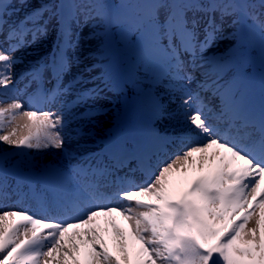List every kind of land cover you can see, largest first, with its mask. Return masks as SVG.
<instances>
[{
	"label": "snow or ice",
	"instance_id": "obj_1",
	"mask_svg": "<svg viewBox=\"0 0 264 264\" xmlns=\"http://www.w3.org/2000/svg\"><path fill=\"white\" fill-rule=\"evenodd\" d=\"M49 4L56 7L55 0H44V11L35 10L29 21L36 24L34 37L47 34L43 21ZM221 6L215 0L153 5L166 51L188 82L184 57L195 63L192 57L207 51L219 31L215 16L205 13L201 40V20L188 13ZM173 8L183 11L173 13ZM5 24L0 13V34ZM61 35L63 45L52 65L56 76L69 67L67 51L80 48L70 27ZM16 50L0 47V144L63 150L67 137L60 112L9 98L16 89ZM192 100L188 94L182 102L187 107ZM164 112L161 107L159 118ZM186 120L203 139L186 144L146 182L118 188L116 203L96 205L70 219L37 218L26 210L0 213V264H264V113L253 129L258 139L249 144L225 138L199 106Z\"/></svg>",
	"mask_w": 264,
	"mask_h": 264
},
{
	"label": "rangeland",
	"instance_id": "obj_2",
	"mask_svg": "<svg viewBox=\"0 0 264 264\" xmlns=\"http://www.w3.org/2000/svg\"><path fill=\"white\" fill-rule=\"evenodd\" d=\"M113 1L116 2V0H112V2ZM177 1L179 4L186 2V0ZM42 2H44V0H13L5 15L6 24L4 27L11 30L16 29L14 34L17 35L22 33L23 35V41L17 42L19 45L17 48L18 50L13 52L16 57V63H21L23 66L19 69L16 65L14 66L16 89L13 93H10L9 98L15 96V98L23 102L26 107L27 104L23 95L31 97L30 95L34 90V85L26 86V90L23 91H20L19 86L23 84L24 79L27 78L29 74L32 75V73L36 71L39 66L38 62H43L41 57L45 58V65L48 66L47 61L51 53L54 60L59 49L61 50L63 45L62 35L59 40L54 38L57 18L54 16L55 11H51L54 9L51 4H49L50 10L44 13L45 19L43 22L47 25L46 35L34 37L33 33L36 24L29 23V21L34 20V17H30V20L25 23L24 27L20 24V18L24 16L25 13L35 10ZM157 2L158 0H146L147 9L145 14L149 16L151 24H153V37L147 35L142 40L140 33L144 36V25L141 14L135 15V18L132 20L130 16L124 14L123 21L127 22L124 27L120 28L117 32L120 48L123 49V47L127 46L136 47V49L131 48L132 52L125 53L124 49L122 51L127 81V90H124L116 82L118 75L115 71L116 59L113 51L111 49L107 51L110 57L106 58L104 56L106 53H101L100 49L105 32V27L103 26L104 16L102 14V0H73L74 7L70 12V18L66 21V24L72 31L73 40L79 41L80 48L78 50H68L69 67L56 81V84H59V89H62V92L59 91L57 102L51 106L43 104L41 108L53 112L59 108L58 110L63 115L65 121L63 134L67 137L63 151L65 150L66 154L64 156L62 150L60 153L58 149L54 148L40 150L28 149L19 152L15 157H8L0 161L1 164L7 167L16 169L24 168L30 171L40 168L43 165L54 163L53 170L60 174L62 181L70 185L71 192L65 194L64 198L55 197L44 191L38 192L37 196H31L22 184L0 175V179L3 180V189L2 192H0V213L9 210H30L36 213L37 218L52 219H61L62 216L66 215H83L88 209L94 207L91 199L87 196L89 193L88 188L80 182L79 171L82 170L83 163L85 162L83 153L102 144L99 140L102 135L107 136L115 132L116 136H118L120 130L116 129L114 125L118 121V112L122 105L129 104L130 118L135 122L134 117L137 113H157L158 110H151L150 112L144 109L147 101H157L158 99L159 102L170 105L174 102L173 98L181 100L186 98L185 95L183 97L180 96L179 92L171 91L167 86L168 84L174 83L192 87L196 92L198 91L203 95L206 93L209 95L212 93L215 94L216 86L221 82L220 75L225 71L221 68L220 64L230 57L236 59L237 56L240 55V52L243 51L240 43L236 41V21L234 18L232 0H215L216 4L223 6L216 9L203 8L188 13L189 18L197 16L201 20L199 30V38L201 40L204 38L203 21L206 19L205 13L214 15L216 24L219 27V31L215 33V42L211 47H208L207 51H204L202 55L197 56L203 57L202 60L206 63V67H209L208 70L211 73H218L216 79L210 80L203 78L204 73L203 75L199 74L195 68L193 69L192 66H190L191 64L193 65V63L189 64V58L186 57V67L184 71L190 74L189 79L191 82L183 78V73L178 70L177 64L171 59L170 53L166 51L167 41L161 32L162 26L157 20L156 8L153 7ZM245 4L247 9L244 18L245 24L255 26L257 28L256 31L264 34V29H262V24H264V10L257 9L259 3L256 4L253 0H246ZM43 11L41 10V12ZM180 11L183 10L180 9ZM225 25L226 29L222 31V27ZM137 31L138 33H136ZM0 38L2 39L1 35ZM14 40L15 39H13V41ZM148 40L155 45L156 49L148 51L150 48L146 44ZM3 43L4 41H0V47H3ZM9 47L14 46L6 44L3 48L7 50ZM54 49L57 51L56 53ZM18 55H20V58H17ZM197 57H192V59L196 61ZM31 66L34 68H30ZM149 66L157 70L162 69L168 73H166L164 77L166 85L156 87L157 95L147 98L144 93L149 86L144 85L138 78L142 75L140 68ZM233 68L234 69L229 71L228 76L238 67L234 65ZM74 74L81 75L79 79L80 82L68 86L66 83L71 75ZM130 81L132 83H130ZM73 95H79L82 100L79 102L76 101L74 107L67 106L66 102H72ZM212 96L210 97L212 98ZM248 97L250 98V96ZM243 98L246 101L248 99L247 96ZM240 100L239 95L236 94L233 96L232 100L228 99L224 104H214L212 108L216 111L220 110L222 117H229L232 111L237 108L236 106L239 104ZM165 105L162 104L161 107L165 109ZM86 107L90 109L97 107L99 110L96 109L95 112L92 111L89 112V114H85L86 112H84V110ZM193 110H195V108H186L184 105V109L181 110V113L176 115L173 120H171L172 118H164L161 124L168 131H181L187 134V137L191 138L187 144L197 143L201 141V139L198 141L197 138L199 136L191 129L186 120V117L190 115ZM87 119H91L92 125ZM85 124L87 126H85ZM82 130L87 132L82 133ZM234 130L235 128H232L230 131L233 132ZM246 132L248 131H244V133ZM88 139L90 141L95 139V143H87ZM249 140V138L242 140V143L249 144ZM8 147V145L0 144V150L7 149ZM181 151L182 150H179V152ZM179 152H175L167 157L164 163L157 169L163 167ZM126 180L128 179L125 177V183L119 188L127 186L128 181ZM140 183L141 181H139V183L132 182V184ZM117 190L118 189L114 190L113 193ZM116 202L114 195L110 201H108V203L113 204ZM57 215H61V217ZM55 216L57 218H54Z\"/></svg>",
	"mask_w": 264,
	"mask_h": 264
},
{
	"label": "bare ground",
	"instance_id": "obj_3",
	"mask_svg": "<svg viewBox=\"0 0 264 264\" xmlns=\"http://www.w3.org/2000/svg\"><path fill=\"white\" fill-rule=\"evenodd\" d=\"M225 29H226V25L225 26H223L222 27V31H225ZM2 36H4V37H2V39L3 40H5L8 44H10L11 46L12 45H14V44H16V42H14V41H12V38H13V31H10V30H8V28H4V31H3V33H2ZM20 55H18L17 56V58L19 57ZM20 58V57H19ZM186 57H184V61L186 62ZM197 60H196V62L195 63H193V65L191 64L190 66H192V68L194 69H196L198 72H199V74H202L203 75V73H204V75H203V78H206V79H210V80H212V79H216V77H217V75H218V73H216V74H213V73H211L208 69H209V67H206L207 65H206V63H204L203 62V57L202 56H199V57H197L196 58ZM15 65L17 66V68L19 69L20 67H22L23 66V64H21V63H15ZM231 70V68H227V70L226 71H224V72H222L221 73V75H220V77H221V82L218 84V86H216V87H218L219 89H220V87H222L223 85H224V83L228 80V78L229 77H227V75H228V73H229V71ZM193 92H194V90H192V91H190L189 93H187L185 96H187L188 94H193ZM23 97L26 99V101H27V97L25 96V95H23ZM28 103V102H27ZM253 104V103H252ZM245 105V104H244ZM246 109H247V107H250V103H246ZM238 108V107H237ZM59 109V108H58ZM58 109H56L55 110V112H60ZM58 110V111H57ZM236 112V109H235V111H233V113L231 114V116L234 114ZM61 113V112H60ZM218 112H216L215 114H217ZM137 115H140V113L139 114H137ZM209 120V119H208ZM218 125H215L214 127H217ZM225 136V138H228V139H231L232 141H234L236 138H237V133H235L232 137L230 136V137H227L226 135H224ZM198 139V141L201 139H203V137H198L197 138ZM151 177H147V178H143V182H146L148 179H150Z\"/></svg>",
	"mask_w": 264,
	"mask_h": 264
}]
</instances>
